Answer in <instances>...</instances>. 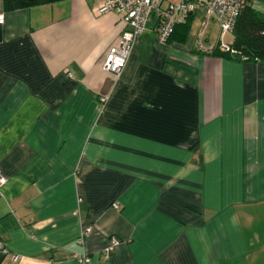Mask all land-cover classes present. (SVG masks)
I'll return each instance as SVG.
<instances>
[{"label":"crops","instance_id":"obj_1","mask_svg":"<svg viewBox=\"0 0 264 264\" xmlns=\"http://www.w3.org/2000/svg\"><path fill=\"white\" fill-rule=\"evenodd\" d=\"M101 4L0 0V264H264V62L199 52L200 7L184 42L152 20L116 78Z\"/></svg>","mask_w":264,"mask_h":264},{"label":"built area","instance_id":"obj_2","mask_svg":"<svg viewBox=\"0 0 264 264\" xmlns=\"http://www.w3.org/2000/svg\"><path fill=\"white\" fill-rule=\"evenodd\" d=\"M246 6V0H102L96 13L98 15L114 13L120 16L125 24V29L120 34L117 43L106 51L102 70L119 78L135 41L147 30L152 20H156L158 42L164 44L173 28L184 23L200 7L205 10V19L197 37V50L204 54H213L216 50L215 45L206 41L209 27L212 22H215L220 29L221 50L234 54L235 51L225 43L224 37L226 34L233 35L237 20ZM0 23H3V15H0ZM5 182L6 179L0 171V188ZM113 208L119 209L118 205H113ZM92 231V227H86L80 235L79 244L82 245L84 238ZM119 244L120 241L111 238L103 251L105 257H108ZM0 255H8V250L2 242H0ZM18 258L14 256L13 260H18ZM73 258L81 264L89 263L86 255H73Z\"/></svg>","mask_w":264,"mask_h":264},{"label":"trees","instance_id":"obj_3","mask_svg":"<svg viewBox=\"0 0 264 264\" xmlns=\"http://www.w3.org/2000/svg\"><path fill=\"white\" fill-rule=\"evenodd\" d=\"M60 1L64 0H3V6L5 10L13 11ZM193 18L194 15L190 16L184 23L175 26L166 43L171 41L184 42L188 36ZM233 36L234 42L229 45L235 51L234 54L216 49L213 55L235 56L247 63L264 62V15L256 12L248 1L246 8L237 20Z\"/></svg>","mask_w":264,"mask_h":264},{"label":"rangeland","instance_id":"obj_4","mask_svg":"<svg viewBox=\"0 0 264 264\" xmlns=\"http://www.w3.org/2000/svg\"><path fill=\"white\" fill-rule=\"evenodd\" d=\"M215 25V26H214ZM219 35H220V29L217 26V24H215V22L211 23L210 29L207 32V36H210L212 39H219ZM157 41V37H154ZM224 41L227 44H233L234 42V36L232 34H226L224 37ZM156 42H154L155 44Z\"/></svg>","mask_w":264,"mask_h":264}]
</instances>
